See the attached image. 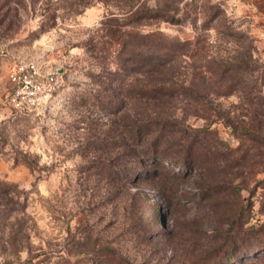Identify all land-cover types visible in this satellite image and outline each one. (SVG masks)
Instances as JSON below:
<instances>
[{"label":"rangeland","instance_id":"374dc122","mask_svg":"<svg viewBox=\"0 0 264 264\" xmlns=\"http://www.w3.org/2000/svg\"><path fill=\"white\" fill-rule=\"evenodd\" d=\"M150 32L188 42L168 77L120 69ZM32 60L53 91L16 107L9 70ZM263 114L264 0H0V264L217 262L233 219L264 222Z\"/></svg>","mask_w":264,"mask_h":264},{"label":"trees","instance_id":"16d2710c","mask_svg":"<svg viewBox=\"0 0 264 264\" xmlns=\"http://www.w3.org/2000/svg\"><path fill=\"white\" fill-rule=\"evenodd\" d=\"M145 14L149 15L151 13L145 10L142 12L141 15H145ZM155 14L156 13H153V15L151 16H154ZM178 20H179L178 17H173V16H169L167 18V21L172 23H177ZM157 34L160 33L150 32L141 35L138 34L136 38L130 37L128 40L125 39L122 40L121 48L118 49V57L121 58V56H123V59L121 58L122 59L121 64L123 67L120 69L124 71H126L127 69L130 71L141 70L140 71L141 73H146L147 76H150L148 80L150 79L156 80L158 79V77L159 78L162 77V75L164 77H168L172 75L174 73V68L171 65L173 62L172 63L169 62L171 60L174 61L173 58L175 59L178 55L185 54L186 52L185 48L188 42L177 40L174 44L168 43L166 42V39H161L157 37L159 36ZM138 37H141L143 40L139 39ZM120 39L121 37H119L117 40ZM138 62H142L143 65H140L136 70L135 68L132 67V65H135ZM234 65H238V63ZM227 71H228L227 68H222L217 73H219L220 76L222 77V75ZM214 74L210 72L211 76H214ZM206 75H207L206 72H202L198 77L199 79H201V81L205 82L208 80V77ZM153 76L156 78H152ZM164 81L165 80H162V82ZM149 85L150 87L146 85L145 98L147 99L148 103L153 107L155 106L162 107V105H167L165 104V101L168 100V97H172L168 95L169 93L175 92L176 97H178L179 92L188 93L189 91L190 94L197 93L195 91L197 87L193 81L192 83L190 82L188 83V85L185 86H183V84L179 86L174 84L172 85L163 84L161 86L158 85L157 87L152 85L151 83H149ZM180 94L181 93H179V95ZM261 125H263L264 127V114L261 120ZM138 134L139 133H136V135ZM262 134H264V130L263 133H259L258 135H254L252 137L254 139L257 138L258 140H260V142H262L264 141V135ZM146 135L150 136L149 133H146ZM159 135L160 133L157 134L156 136ZM146 154H148L149 156L155 154L152 147L148 148ZM190 155H191V150L187 154V157ZM163 158L164 160H170L172 162H176L170 157H163ZM182 161L183 159L179 160L177 163H181ZM186 165H188L187 166L189 170L188 173L194 170L193 162L187 161ZM231 222L232 225L230 226L232 227L233 225H235L236 218L233 219ZM245 222L246 221H243L241 223L243 225L241 237L238 236L241 235L239 234V232H237V234L232 232L231 227L227 231L221 233V236L223 237V245L221 246L220 249L217 248L215 253H213L214 256H218L219 259L217 262L214 263L213 261L210 264H258V263L264 264V222L256 226H251L249 228H246Z\"/></svg>","mask_w":264,"mask_h":264},{"label":"built area","instance_id":"2783aa9c","mask_svg":"<svg viewBox=\"0 0 264 264\" xmlns=\"http://www.w3.org/2000/svg\"><path fill=\"white\" fill-rule=\"evenodd\" d=\"M13 84L10 101L16 107L35 109L47 100L53 91L55 77H45L37 61L14 62L8 73Z\"/></svg>","mask_w":264,"mask_h":264}]
</instances>
